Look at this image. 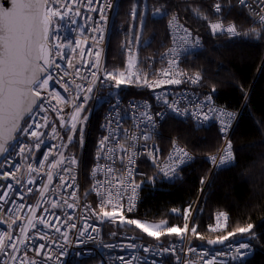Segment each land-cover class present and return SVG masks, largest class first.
Here are the masks:
<instances>
[{
  "label": "built area",
  "instance_id": "2783aa9c",
  "mask_svg": "<svg viewBox=\"0 0 264 264\" xmlns=\"http://www.w3.org/2000/svg\"><path fill=\"white\" fill-rule=\"evenodd\" d=\"M204 1L220 3L222 0ZM63 2L64 0H48V6L51 7L55 3L56 7L64 11L61 7ZM67 2L74 11L79 9L81 14L76 16L73 11L69 12L63 20L53 18L52 21L50 42L51 61L54 63L49 72L53 75V80L49 81L47 90H40L41 97L50 100L52 107H49L45 102L44 110L38 111L35 108L27 120L28 123L41 125L37 130L38 133L46 134L40 137L42 143L38 150L35 148L36 138L18 134L16 141L11 144L9 151L0 161V192H3L8 184H11L15 190L10 192L9 197L6 198L8 202L0 201V237L3 238L4 243H9V234L19 237L21 226L27 227L28 220L31 219L33 224L39 228L40 234H46L48 239L41 240L36 230L29 228L27 235L33 239L26 241L28 243L27 255L42 264H71L72 262L92 260H97L95 264H121L118 257L133 255L138 257L134 264H153V262L167 264V260L175 255H179L180 264H187V262L191 264H209V262L210 264H247L255 253L249 242L232 241L218 249L206 246L191 248L189 245L190 224H188L189 231L185 233L182 240L162 244L145 240L134 233L123 230L120 228L121 225L116 223L108 221L104 224L102 222L99 207L101 197L107 198L110 192L123 191L124 195L122 199L113 196V203L106 204L104 210L112 211L113 204H116L123 206L120 212L123 216L138 211L143 189L141 178L144 177L140 165L146 159L168 185L178 181L182 177L183 170L200 159L206 160L210 165L208 179L215 173L234 166L236 158L234 162L219 167L213 165L210 158L221 156L229 142L234 154L232 136L241 111H231L227 107L219 105L213 90L207 92L203 90L201 79L196 84L189 82L188 78L194 77L196 74L184 70L182 63L189 56L203 51L206 45L202 37L185 26L178 16H176L178 23L182 27L170 26L168 21L167 32L170 42L162 51L154 49L143 55L140 53L142 49L150 46L154 33L132 53L127 40L125 41L124 47L128 52L132 72L121 77L125 83L116 88L114 80L104 79V73L107 72V52L119 0H114L115 7L106 10L104 13L106 19L100 22L103 39H99L101 31H92L97 27V13L88 10L84 0H78V2L67 0ZM247 2L253 5L255 11H259L257 7L259 0H247ZM237 4L248 11L255 24H259V18L253 9L241 6L238 1ZM93 7H101V5L94 4ZM89 17L91 19H88ZM72 20H75L76 23H72ZM217 22L221 21H211L208 25L212 36L226 37L227 39H236L240 36L236 25L238 35H231L227 32H218L213 35L210 24ZM228 25L230 24L223 23L224 28H227ZM184 28L189 30L190 35L183 36ZM84 37H88L87 41L84 40ZM93 37L97 38L93 39ZM78 40L80 41L79 47L76 46ZM196 41H199L198 45ZM56 45H60V47L57 48ZM89 50H91V55L88 54ZM97 51L100 52L99 58L95 56ZM61 56L64 58L61 59ZM97 59H99L98 65H96ZM172 60H175V63L170 64L169 61ZM136 62L139 68L136 67ZM56 64L60 65L59 69L55 67ZM94 65L96 66L94 67ZM76 69H80L79 74ZM92 72H96L99 78H94ZM61 76L63 80H60ZM136 76L140 77L139 83L136 82ZM145 78H147V83L144 82ZM169 79H180L182 83L169 84ZM58 80L60 82H57ZM129 80L132 82H128ZM65 82L67 83L65 84ZM158 84L159 86H157ZM90 85L92 91L88 92L87 88ZM65 87L68 88V91H65ZM49 92H52L53 95L49 96ZM57 93L61 97L59 101L54 98ZM208 97H211L208 106L216 111L208 112L210 119L204 121L200 110L194 107V104L198 101L203 105ZM164 100H167L168 103L165 104ZM117 101L119 102L118 107H114ZM77 105L81 106L80 116H86V121H80L79 118L76 121L71 120ZM170 105L179 107L181 110L187 108L189 113L195 112L196 115H177L172 111ZM60 109L63 111L60 112ZM220 112L232 114L226 133L221 132L220 129L223 127L222 121L226 122L228 117L227 115L219 116ZM144 113H150L153 121H147ZM157 113L163 114L164 118L161 119ZM173 118L202 129L216 126L220 135L219 149L213 154L199 155L180 139L166 136L162 131L163 126ZM61 120L65 122L64 127H61ZM153 122L155 123L154 128L151 126ZM72 123H76V133L69 131ZM45 124L47 127H44ZM53 126L56 129L55 133L51 131ZM80 128L84 130L82 145L79 141ZM69 135L73 136L71 141L68 140ZM144 136L149 138L144 140ZM94 137L96 153L92 161L89 162V147ZM105 137L108 139L104 140ZM132 137H139V139H132ZM165 139L169 142L167 150L162 145ZM102 140H104L103 146ZM117 143L119 145L131 143L135 147L125 155L119 147H116ZM21 144L29 145L32 151L20 153L18 147ZM112 149L115 150L110 151ZM154 149L158 151L154 152ZM177 149L185 150L190 156V159L185 158V162L178 166L173 163ZM45 154L48 156L47 160H44ZM129 156L133 157L135 161L133 164H129ZM73 158L76 160L75 165L70 164V160ZM52 161L57 163L56 168L50 166ZM217 164H219L218 159ZM29 165L36 171L29 172ZM109 167L113 169L112 172L108 171ZM172 167L177 168V178L168 179L164 173ZM64 168H69L70 171H62ZM129 168H131V172L128 171ZM3 173H12L15 179L11 176L4 178ZM49 173L53 176L51 182L47 179ZM61 176H63V180L60 179ZM29 179H32L34 183L29 184ZM130 180L139 185L134 200L135 206L131 211L128 210V196L131 194L132 188V185L129 184ZM29 188L32 189L31 192L27 191ZM88 188H91L89 193H87ZM70 193L73 195L70 196ZM20 195L24 196L23 200L19 199ZM13 198L15 199L14 204L11 202ZM53 201L57 204L56 208L52 207ZM65 201L73 203L75 208H67ZM37 202H39V207H33ZM20 204H24L25 207L17 209ZM45 208L48 209V212L44 211ZM49 212L53 214L49 220L54 219L55 216L64 220L70 214L73 219L69 220L68 224L75 223L76 228H69L68 224L58 225L61 227V232H56L54 229L41 225L39 218L47 217ZM89 225L91 227H88ZM86 227L87 231L81 236L79 230ZM228 227V215L219 212L208 227V231L220 233ZM93 228L96 231H93ZM63 232L67 233V243L62 235ZM133 236L136 237L135 241L127 239V237ZM13 242H17L21 252L24 251L18 241L14 240ZM129 242L147 245L150 251L145 253L142 249L135 252L127 250L126 245ZM39 244H45L43 254L51 256L50 260H42L41 256L36 255L33 249ZM244 244L248 245V248H240V245ZM112 245H116V247H111ZM161 245L170 250L163 252ZM122 248L125 250L122 251ZM0 259L11 264L10 259L4 257L2 253H0Z\"/></svg>",
  "mask_w": 264,
  "mask_h": 264
},
{
  "label": "trees",
  "instance_id": "16d2710c",
  "mask_svg": "<svg viewBox=\"0 0 264 264\" xmlns=\"http://www.w3.org/2000/svg\"><path fill=\"white\" fill-rule=\"evenodd\" d=\"M237 1L222 0L221 12L217 13L213 1L119 0L109 41L106 71L119 76L126 70L129 58L124 43L129 39V29L134 23L131 16L133 6H136L140 14L144 16L145 12L146 15L143 29L139 32L142 37L139 38L144 42L154 33L150 46L142 49L141 55L154 49L162 51L169 45L167 23L172 15L178 16L185 26L202 37L205 49L186 58L182 68L194 74L199 73L203 90H213L219 105L231 111H241L232 136L236 164L208 179L210 165L200 159L185 168L178 181L168 185L146 159L140 165L144 177L141 178L143 189L139 209L124 217L143 223L166 222L164 227L183 228L185 224L188 225L194 212L189 233L191 248L211 247L210 240L220 241L223 237H227L222 240L226 243L247 241L255 252L247 264H264V27L255 24L253 17L238 6ZM161 5L166 14L155 18L152 13ZM217 20L235 24L240 36L236 39L212 36L208 23ZM140 24L141 21L137 19L135 35ZM253 28L256 32L251 31ZM135 45L132 43V47ZM136 67L139 68L137 62ZM162 131L166 136L180 139L199 155L213 154L220 147L216 126L202 129L173 118L164 124ZM162 145L167 150L168 140L165 139ZM89 151L91 162L96 153L95 137ZM219 212L228 215L229 227L220 233H211L208 227ZM249 224L253 225L250 232L238 231ZM193 227L195 233L191 231ZM120 228L145 240L162 244L180 241L185 237V233L181 236L165 234L157 241L135 226L121 225ZM96 262L92 260L71 264ZM167 264H180L179 255L168 259Z\"/></svg>",
  "mask_w": 264,
  "mask_h": 264
},
{
  "label": "snow or ice",
  "instance_id": "6c2138e0",
  "mask_svg": "<svg viewBox=\"0 0 264 264\" xmlns=\"http://www.w3.org/2000/svg\"><path fill=\"white\" fill-rule=\"evenodd\" d=\"M78 2V0H76ZM84 3L88 10L97 13L98 20H97V27L93 28L92 31H101V35L99 36V39H103L102 30L100 26V22L105 20L106 17L104 15L106 10L113 9L115 7L114 0H84ZM238 3L241 6H245L249 9H253V12L255 15L259 18V24L261 27H264V0H259V4L257 7L259 8V11H255L252 4H249L247 0H238ZM94 4H100L101 7H93ZM61 7L64 9V11H61V8H58L55 6V3H53V6H48V0H10V3L8 5L3 4L0 2V154H4L9 151L10 142H14L17 139V134H23L25 136H28L29 138H36L35 148L38 150L40 148V145L42 141L40 140L41 136H44L46 133L39 132L38 129L41 127L39 124L34 123H28L27 121L24 122V126H21V121L24 120V115L26 113L31 114L33 107L35 106L38 111L44 110V104L45 102L48 103L49 107H52L50 100H47V98L41 97L40 90H47L49 87V81L53 80V75L51 72H49V69L53 65V61L48 59V49L46 47V43L49 39L48 33H49V27L52 25L53 18H59L60 20H63L65 16L69 12H73L72 6L67 2V0H64ZM163 5L161 7L155 9L156 15H165L166 13L162 11ZM214 10L219 13L221 12V5L220 3H216L214 5ZM199 11V10H197ZM74 14L76 16H79L81 13L79 9H75ZM131 16L134 20H140L141 24L143 23V15L138 13L136 6H133ZM204 19H207V17H203ZM88 19H91L90 17ZM72 23H76L75 20H72ZM170 26H176L177 28L182 27L179 25L176 15H172V18L169 20ZM210 29L213 33V35L217 34L218 32H227L231 35H238L239 33L236 30L235 24H230L227 26V28L223 27V22H217V23H211ZM252 32H256V29H251ZM190 35L189 30L187 28L183 29V36ZM97 37H93V39H96ZM88 37H84V40L87 41ZM185 42H187L185 40ZM80 41L78 40L76 42V46L79 47ZM196 44H199V41H196ZM57 48L60 47V45H56ZM33 53H35V59L33 61ZM89 55H91V50H89ZM81 55H83V52H81ZM95 56L97 58L100 57V52L97 51L95 53ZM64 57L61 56V59ZM40 60L44 61V64L41 65L39 63ZM169 63H175V60L169 61ZM99 64V59L96 61V65ZM94 65V67L96 66ZM131 66V65H130ZM55 67L57 69L60 68L59 64H56ZM25 71H30L31 75L25 77L23 74ZM77 74H79L80 69H76ZM42 73H47L46 75L41 78ZM124 73L121 72L119 76L113 75L112 73L105 72L104 73V79L105 80H114L115 87L119 88L122 84L125 83V80L121 77H124ZM165 75H168V73H165ZM92 76L94 78L97 77L96 72H92ZM189 82L192 84H196L200 81L201 77L200 74L197 73L194 77H189ZM60 80H63V77H60ZM58 80L57 82H60ZM140 77L136 76V82L139 83ZM128 82H132L129 80ZM145 83H147V78H145ZM67 82H65L66 84ZM169 84H181L182 81L180 79H169ZM159 86V84L157 85ZM77 87H80L77 85ZM65 91H68V88L65 87ZM88 92L92 91L91 85L87 88ZM53 93L49 92V96H52ZM40 99L41 103L39 105H35V99ZM55 99L58 101L61 100V97L59 94H55ZM211 100V97H208L207 100L204 102L203 105L200 104V102H195L194 107L198 108L200 110V114L203 117L204 121H207L210 119L208 116V112L216 111L214 108H211L208 106L209 101ZM165 104L168 103L167 100L163 101ZM119 102L117 101L116 105L114 107H118ZM146 104V102H145ZM172 111L176 113L177 115H193L195 116L196 113L192 112L189 113L187 108L181 110L179 107L171 106ZM207 109V111H205ZM60 112L63 111V109L59 110ZM81 106L77 105L75 109L74 115L71 117L72 121H76L78 118L80 121H86V116H80ZM118 114V113H117ZM144 115L147 117V121L152 122L153 117L150 113H144ZM163 119V114L157 113ZM227 115L228 120L226 122L222 121L223 127H221V132H227L228 126L231 122L232 114L231 113H223L220 112L219 116L223 117ZM46 120V118H45ZM65 126V122L61 120V127ZM153 128L155 127V123L153 122L151 125ZM44 127H47V124L44 125ZM77 126L76 123L71 124V128L69 129L70 132L76 133ZM51 131L55 133L56 129L53 126L51 128ZM83 134L84 130L83 128L79 129V141L81 145L83 144ZM149 137L144 136L143 139L147 140ZM73 139L72 135L68 136V140L71 141ZM108 138L105 137L104 140H107ZM132 139H139V137H132ZM104 140L101 141V144L103 146ZM175 143V142H174ZM116 147H119L120 151H122L125 155H127L131 149L135 147V145L129 143L127 145H119L117 143ZM115 149H112L110 151H114ZM18 151L20 153L25 152H31L32 148L29 145L21 144L18 147ZM158 151L156 149L153 150ZM135 155V153H133ZM185 158L190 159L189 154L183 150V149H177V155L173 158V163L177 166L180 164H183L185 162ZM48 156L47 154L44 155V160H47ZM217 159L219 160V164H217ZM234 154L231 151V143L227 145L225 148L223 154L221 156L217 157H211L210 161L213 165L224 166L228 165L232 162H234ZM62 162V161H61ZM135 161L132 156H129V164H133ZM123 163V160H122ZM71 165L76 164L75 158L70 160ZM50 166L52 168L57 167V163L55 161L50 162ZM41 167H43V164H41ZM36 169H33L31 165H29V172H34ZM62 171H70L69 168H64ZM109 172H112L113 169L111 167L108 168ZM129 172H131V168L128 169ZM165 177L168 179H174L177 178V168L172 167L169 169V171L164 173ZM11 176L13 179H15L14 174L12 173H3L4 178H8ZM47 179L49 182L52 181L53 176L51 173L47 174ZM61 180H63V176L60 177ZM74 179V177H73ZM203 183V181H201ZM29 184L34 183L32 179L28 180ZM129 184L132 185L131 188V194L128 196V210L131 211L134 208V200L136 198V191L139 187L138 184L135 183V181L130 180ZM68 187H71V185H68ZM13 186L11 184H8L5 186V190L3 192H0V201L8 202L6 198L9 197L10 192H14ZM28 192H31L32 189H27ZM70 196L73 195L72 193L69 194ZM124 192L123 191H117L115 193H109L107 198L101 197L100 201V212L102 213L103 220L110 221L112 223H116L118 225H128V226H135L136 229H139L142 233L146 234L148 237H152L156 239L157 241L160 240V237L162 235H172L175 234L177 236H181L182 233H187L189 231L188 225L185 224L183 228H180L178 226H168L164 227V224L166 222H162L160 224H148L143 223L140 220L137 219H126L123 215L120 214L122 210V205L117 206L116 204H113L112 211H104V207L106 204H112V197H119L123 198ZM19 199L23 200L24 196L20 195ZM11 202L14 204L15 199L13 198ZM65 204L67 208L74 209L75 205L73 203H68L65 201ZM25 207L24 204H20L17 206V209H23ZM33 207H39V202H37L36 205ZM52 207L56 208L57 204L55 201L52 203ZM45 212H48V209H44ZM176 211V210H173ZM96 214V213H94ZM52 213H48L47 217H40L39 223L41 225H44L45 227L49 229H54L56 232H61V227L58 225H64L68 224L69 220H72L73 217L68 214L67 218L64 220H61L59 216H55L54 219L49 220V217H52ZM185 218H187V210ZM102 220V222H103ZM13 223H15V220H13ZM69 228H76L75 223L68 224ZM88 227H91L90 225ZM32 228L36 230V233L39 235V238L41 240H46L48 237L46 234H40L39 228L36 227L35 224H33V221L31 219L28 220L27 227L21 226L20 228V236L19 237H13L12 235H8L9 243L5 244L2 237H0V253L3 254L4 257H8L11 261V264H42V262H38L37 260L28 257L27 251H28V243L26 241H30L33 239V237H30L27 235L28 229ZM253 228V225L249 224L247 227L239 228L238 231L241 233L250 232ZM93 231H96L95 228L92 229ZM80 235L83 236L85 232L87 231V227L84 229L79 230ZM193 233H195V228L193 227L191 229ZM62 235L65 237V242L67 243V233L63 232ZM113 235H116V233H113ZM229 235H232V233H229ZM129 241H135L136 237H127ZM223 239H227V237H223L219 242H222ZM18 244L24 248V251L21 252L20 248L17 246ZM209 243H213V241H209ZM45 244H39L34 247V251L36 255L41 256L42 260H50L51 256H44L43 250L45 249ZM111 247H116V245H112ZM240 248H248V245H240ZM127 250H132L135 252L138 249H142L143 252L147 253L150 251L149 246L143 245V244H137L129 242L126 245ZM122 251L125 250L124 248L121 249ZM161 250L163 252H168L170 249L163 247L161 245ZM118 259L121 261V264H134V262L138 259L136 255H133L131 257H118ZM0 264H7L6 261L0 259ZM155 264V262H153ZM210 264V262H209Z\"/></svg>",
  "mask_w": 264,
  "mask_h": 264
},
{
  "label": "rangeland",
  "instance_id": "374dc122",
  "mask_svg": "<svg viewBox=\"0 0 264 264\" xmlns=\"http://www.w3.org/2000/svg\"><path fill=\"white\" fill-rule=\"evenodd\" d=\"M138 11V10H137ZM138 13H140L139 11H138ZM155 13V10L153 11V16L154 17H157V16H160V15H156V14H154ZM145 12H144V16H143V23L142 24H140V27H139V30H138V32H137V34L135 35L134 34V32H135V30H136V27H135V21L136 20H134L133 19V25H131L130 26V29H129V39H127V44H128V47H129V49L131 50V53L138 47V46H140L141 45V43L143 42V40H142V38H139V37H142L141 35L142 34H139V32H140V30L142 31V29H143V25L145 24ZM164 16V15H163ZM160 18V17H159ZM210 23V22H209ZM209 23H208V25H209ZM140 35V36H139ZM132 43H134V44H136L134 47H132ZM131 64L129 63V60L127 61V64H126V70L123 72L124 74H128V73H130V71L132 72V65L130 66ZM91 191V188H88L87 189V193H89ZM104 211H108V210H104ZM100 214H101V217H102V213L100 212ZM218 214V213H217ZM192 219H193V214L191 215V217H190V219H189V222H188V224H190L191 225V222H192ZM102 220H103V217H102ZM108 221H106V220H103V223L105 224V223H107ZM148 224H152V223H148ZM164 226H165V224H164ZM187 264H191L190 262H187Z\"/></svg>",
  "mask_w": 264,
  "mask_h": 264
},
{
  "label": "water",
  "instance_id": "95a60500",
  "mask_svg": "<svg viewBox=\"0 0 264 264\" xmlns=\"http://www.w3.org/2000/svg\"><path fill=\"white\" fill-rule=\"evenodd\" d=\"M0 2H2V3L5 4V5H8V4L10 3V0H0ZM51 30H52V25H50V27H49V33H48L49 39H48L47 42H45V43H46V47H47V49H48V59H49V60H51V57H52V48H51V42H50V41H51ZM32 59H33V61H34V59H35V53H33V57H32ZM39 63H40L41 65H43V64H44V61H43V60H40ZM45 74H46V73H42V74H41V78H43V76H44ZM23 75H24L25 77L30 76V75H31V72H30V71H25ZM34 99H35V98H34ZM39 102H40V99H35V105H38ZM35 108H36V107L34 106L31 114L26 113V114L24 115V120H22V121L20 122V123H21V126H23V125H24V122L27 121V120L30 118V116L33 114ZM17 135H18V134H17ZM12 143H13V142H10V145H11ZM5 154H6V153H4V154H0V161H1V159L4 157ZM224 245H226V242H225V241L219 242V240L213 241V243H211V247L214 248V249L221 248V247H223Z\"/></svg>",
  "mask_w": 264,
  "mask_h": 264
}]
</instances>
